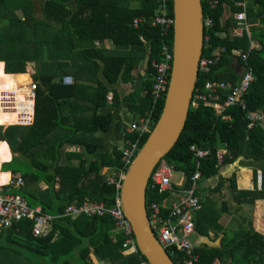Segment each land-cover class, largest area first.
I'll return each mask as SVG.
<instances>
[{
    "label": "trees",
    "instance_id": "16d2710c",
    "mask_svg": "<svg viewBox=\"0 0 264 264\" xmlns=\"http://www.w3.org/2000/svg\"><path fill=\"white\" fill-rule=\"evenodd\" d=\"M40 1L42 17L37 18L32 0H0V98L1 80L15 83V76L9 73L29 74V67L32 73L28 83L36 85L32 123L0 125V147L11 149L15 155L1 164L0 172L5 173H0L1 177L20 174L24 186L15 192H20L30 206L40 205L47 214L61 215L67 205H80L86 199L111 207L117 193L115 181L126 168L121 150L97 155L102 140L93 133L108 129L112 119L96 111L104 105L110 86L119 80H132L133 70L142 61L148 76L142 88L144 109L150 108V62L159 59L162 39L159 27L150 25L149 19L157 13L159 1ZM168 6L172 8V0H168ZM202 8L204 18L212 21L210 27H204L207 39L203 57H210L215 49L224 50L207 74L199 73L195 88L208 80L238 83L244 68L252 70L254 81L243 97L246 108L228 107L224 111L229 116L227 120L214 114L213 107H189L177 140L161 160L182 174L184 187L189 186L188 178L195 170L189 151L192 144L210 151L200 161L203 179L217 176L223 167L239 160L240 166L252 170L254 186L237 190L231 175L228 192L238 205L252 206L257 201L264 204V127L250 125L247 118L249 110L264 106V26L258 29L262 23L257 25L259 19L264 20V0H217L214 7L202 0ZM243 9L249 34L245 27L241 33L235 32L234 14ZM17 11L22 13L21 18ZM134 17L144 21L133 26ZM166 39L172 46V29ZM95 42H108L109 47L97 46ZM239 51L246 54L245 61ZM87 72L97 76L92 80L94 86L91 81L87 83ZM64 76H71L72 84H64ZM19 91L24 93L25 87ZM226 95L222 93V101ZM162 103L163 99L159 100L153 109V123ZM1 117L0 109V120ZM12 122H20L16 113L8 117L7 123ZM148 136L149 133L141 139L140 146ZM66 144L78 146L80 152H66ZM219 148L225 149L220 164L216 157ZM7 149L2 151L11 157ZM104 167L107 169L102 172ZM257 170L261 171L259 188ZM244 176L241 183L246 182ZM223 187L220 182L213 192ZM166 197L168 192H146L147 204ZM205 199L193 218L196 231L208 240L196 246L199 264H264V232L252 227L224 233L220 246L213 245L215 241L208 239L209 230L215 232L216 239L221 225L219 214L211 208L207 212L210 199ZM31 227V220L22 219L0 231V264H139L145 260L139 251L129 254L123 249L124 236L115 229L109 213L56 217L43 236H32ZM172 260L179 264L176 256Z\"/></svg>",
    "mask_w": 264,
    "mask_h": 264
},
{
    "label": "built area",
    "instance_id": "2783aa9c",
    "mask_svg": "<svg viewBox=\"0 0 264 264\" xmlns=\"http://www.w3.org/2000/svg\"><path fill=\"white\" fill-rule=\"evenodd\" d=\"M158 1L157 13L149 19L150 25L159 27V35L162 39L159 59L150 62L153 69V79L149 89L151 106L135 122L131 123L125 131L124 146L120 150L121 161L126 169L137 151L141 148V139L151 131L154 125L152 122L153 109L157 102L164 98L167 89L173 46L167 42L166 37H168L170 30H173L174 18L172 8L168 6V0ZM206 2L211 7L217 4V0H206ZM234 17L236 18L237 25L235 31L241 33L244 27L246 29L247 15L245 9L235 13ZM143 21L144 19L141 17H134L132 25L137 26ZM211 24L210 18H204V27H210ZM204 39L206 40L207 37H204ZM222 50L224 48L215 49L210 57H202L200 72L207 74L210 68L220 60ZM238 54L242 56L244 61L246 60V54H241V51ZM62 81L64 84H72L73 79L71 76H64ZM253 81L252 70L247 68H244L238 83L208 80L200 88L194 87L189 107L194 108L199 105L213 107L214 114L220 115L223 120H227L229 116L224 111L228 107L239 105L243 109L246 108L243 97ZM35 89L36 85L34 82L25 87L24 95L27 103L18 105L20 107L18 108L20 122L13 124L26 125L32 123L35 106ZM11 91L3 93L0 98V104L5 110L12 109L11 107L15 106V89ZM145 92L143 90V94ZM222 93L227 94L223 101ZM108 100H111V94L108 95ZM247 118L250 125L257 123L264 127V106L259 109L249 110ZM133 135L135 136L134 139L128 137ZM189 151L193 158L195 170L188 178V187L183 186V177L174 183L175 186H172V173L176 171L172 165L163 160L155 164L146 187V192L147 190H157L159 193L168 192V197L162 199L161 202L153 201L150 204L146 202V211L149 225L157 241L171 259L172 256H176L179 264H199L200 253L196 249L198 245L191 242L189 236L195 232L194 214L202 206L201 198L196 193V188H198L199 182L203 179L200 171V161L210 155L209 150L196 147L194 144L189 147ZM224 153L225 149L223 148L216 151L219 164L222 162V155ZM124 173L125 171H121L118 174V181H115L117 193L114 204L111 207H106L101 202H91L86 199L80 205L75 203L67 205L61 215L44 213L40 205L30 206L23 195L13 192L24 186L22 176L20 174L8 175L0 183V231L11 227L19 220L29 219L32 221V236H43L50 231L52 220L56 217H75L80 214L93 217L109 213L114 220L115 229L124 236L123 249H126L129 254L137 253L138 249L133 229L131 223L123 213L119 197L120 184ZM180 175L182 176L181 173ZM111 181H114V179ZM139 264H148V262L145 259L141 260Z\"/></svg>",
    "mask_w": 264,
    "mask_h": 264
},
{
    "label": "water",
    "instance_id": "95a60500",
    "mask_svg": "<svg viewBox=\"0 0 264 264\" xmlns=\"http://www.w3.org/2000/svg\"><path fill=\"white\" fill-rule=\"evenodd\" d=\"M172 61L160 114L149 136L128 165L120 184L124 215L131 223L138 251L148 264H174L153 233L146 211V187L155 164L173 147L183 128L203 57L202 0H172ZM189 240L207 242L196 232Z\"/></svg>",
    "mask_w": 264,
    "mask_h": 264
},
{
    "label": "crops",
    "instance_id": "0c3cea01",
    "mask_svg": "<svg viewBox=\"0 0 264 264\" xmlns=\"http://www.w3.org/2000/svg\"><path fill=\"white\" fill-rule=\"evenodd\" d=\"M258 24H260L258 26V29H261L264 26V20L259 19L257 25ZM249 27L250 26L246 24V31L248 34ZM95 44L97 46H104L106 48L109 47L108 42H95ZM255 46H258L256 42ZM0 64H2L3 67L2 61L0 62ZM3 73L6 74L4 71ZM9 75H14L17 78L21 77L22 79L20 80L24 81V86H27L26 84H30L28 83L30 76L27 73L21 75L9 73ZM95 78H97V76L93 77L90 72H87V83L91 81V85L94 86L92 80H94ZM98 78L101 80L100 76ZM132 78V80H128L127 82L119 80L116 84L110 86L109 91L105 97L104 105L99 107L96 111L98 115H110L112 119L111 126L108 129L96 130L93 133L95 137H99L102 140V146L100 147L97 155H99L100 153L112 154L116 149L120 150L124 146V139L126 134L125 131L127 127L131 123L135 122L137 118L143 114V112L145 113L142 96L143 83L148 80V76L145 74V61L140 62L137 67L133 70ZM109 94H111V100H108ZM2 124L5 123L0 122V125ZM0 149H4L5 151L7 148L0 147ZM64 149L66 152L71 153L80 152V148L78 146H73V144H66ZM7 150L11 152V159L6 160L5 162L11 161L15 156L12 153L11 149ZM88 158H90L91 160L93 156L90 155L88 156ZM1 164L2 163H0V166ZM240 165L242 164L239 162V160H237L232 164L223 167L217 176L212 177L210 179H202L199 182L198 188H196V193H198L201 200H204L205 198H209L211 200V202L209 200V203H207V212H211V210H213L217 214H219L218 223L221 225V230L219 231L216 239L215 232L213 230H209L208 239L210 241H215L213 243L214 246H220L224 233H233L235 230L241 231V228L247 229L248 227H252L256 232H264L263 202L257 201L252 206L245 204L238 205L235 199L233 198V195L228 192V178H230L231 175H234V183L237 190H250L254 186V183L252 181V170L250 168L242 167ZM106 169L107 167H104L101 169V171L104 172ZM242 175H245L243 178V181H246L245 183H241ZM260 180L261 171L257 170V188H259ZM173 182L175 183L176 181ZM220 182L224 183V187L221 189V191L213 192V189L217 187ZM40 185L43 188L45 187L44 183H41ZM206 201L207 200L205 199V202ZM195 232L196 234H198L199 237L201 236L199 232L196 231V229Z\"/></svg>",
    "mask_w": 264,
    "mask_h": 264
},
{
    "label": "rangeland",
    "instance_id": "374dc122",
    "mask_svg": "<svg viewBox=\"0 0 264 264\" xmlns=\"http://www.w3.org/2000/svg\"><path fill=\"white\" fill-rule=\"evenodd\" d=\"M32 2L34 4V8H35V16L37 18H41L42 17V15H41V1L40 0H32ZM16 14L20 18L22 17V13L21 12L17 11ZM27 71H28L29 74H31V71H30L29 67L27 68ZM20 79H22V78L21 77L20 78L15 77V79H14L15 83L1 80V87H2V92L1 93L2 94L3 93L12 92L11 90L15 89V91H14V94H15V100H14L15 101V106L11 107L12 109H8V110H5L2 105L0 107L1 113H2V117H1L0 122L1 123H5V124H3V126H8L9 124L15 123V122L7 123L8 122V117L11 116V113H16V117L20 120V114H19V109H18L20 107L18 105L21 104V103H23V104L27 103V100L25 99L24 93H21L20 91L16 90L18 87L21 88V86H24V84H25V83H23L24 81L20 80ZM9 159H11V157L6 156L5 152H3L2 149H0V163H3V162H5L6 160H9ZM6 178L7 177H1L0 178L1 182H3ZM181 179H182V176L180 175L179 172L176 171V172L172 173V177H171L172 181H179ZM111 180H113V178H111L110 181ZM13 192L20 194V192H15V191H13Z\"/></svg>",
    "mask_w": 264,
    "mask_h": 264
},
{
    "label": "bare ground",
    "instance_id": "6f19581e",
    "mask_svg": "<svg viewBox=\"0 0 264 264\" xmlns=\"http://www.w3.org/2000/svg\"><path fill=\"white\" fill-rule=\"evenodd\" d=\"M249 30H250V27H249ZM22 87H26V86H21V88ZM21 88L18 87L16 90L19 91ZM0 178H1V174H0ZM0 183H1V180H0Z\"/></svg>",
    "mask_w": 264,
    "mask_h": 264
},
{
    "label": "clouds",
    "instance_id": "9594fccd",
    "mask_svg": "<svg viewBox=\"0 0 264 264\" xmlns=\"http://www.w3.org/2000/svg\"><path fill=\"white\" fill-rule=\"evenodd\" d=\"M1 173V172H0Z\"/></svg>",
    "mask_w": 264,
    "mask_h": 264
}]
</instances>
